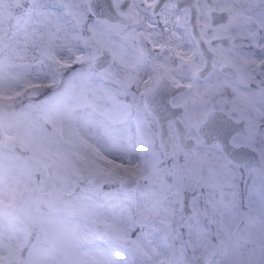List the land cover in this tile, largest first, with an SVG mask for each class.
<instances>
[{
    "label": "snow or ice",
    "instance_id": "obj_1",
    "mask_svg": "<svg viewBox=\"0 0 264 264\" xmlns=\"http://www.w3.org/2000/svg\"><path fill=\"white\" fill-rule=\"evenodd\" d=\"M0 264H264V0H0Z\"/></svg>",
    "mask_w": 264,
    "mask_h": 264
}]
</instances>
